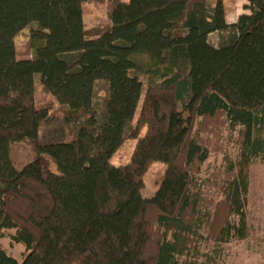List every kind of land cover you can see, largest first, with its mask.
I'll return each instance as SVG.
<instances>
[{
    "label": "trees",
    "instance_id": "16d2710c",
    "mask_svg": "<svg viewBox=\"0 0 264 264\" xmlns=\"http://www.w3.org/2000/svg\"><path fill=\"white\" fill-rule=\"evenodd\" d=\"M88 1L0 0V264H228L254 233L250 172L264 166V0H244L233 24L223 0H107L95 39ZM34 75L62 119L34 104ZM127 140L129 162L112 166ZM27 142L35 157L17 169L9 149ZM153 162L164 180L143 199Z\"/></svg>",
    "mask_w": 264,
    "mask_h": 264
},
{
    "label": "rangeland",
    "instance_id": "374dc122",
    "mask_svg": "<svg viewBox=\"0 0 264 264\" xmlns=\"http://www.w3.org/2000/svg\"><path fill=\"white\" fill-rule=\"evenodd\" d=\"M107 0H89L86 8L87 12L84 18L85 23V38L95 39L101 34L108 32L110 28V22L105 18ZM124 3L130 0H121ZM209 7L214 6L213 0H206ZM223 10L228 24H233L237 17L245 15L244 8L247 4L244 0H223ZM30 27H26L21 30L14 38V47L16 60L23 61L31 58L30 51V38H29ZM220 42V36L214 33L209 37V43L212 46H218ZM142 69L147 68L149 65L146 57L137 59ZM148 77L146 75L139 76V80L142 83V94L141 99L137 105V110L132 119L135 124V119L139 112V107L143 99V93L146 89V81ZM35 93H34V104L45 105L52 103L51 115L57 119H62L64 113L58 110L57 105L51 98V96L44 90L40 84L39 75L33 77ZM108 96L107 84L103 81H99L94 85L93 98L96 105L103 103ZM59 122V121H58ZM57 125V124H56ZM51 130V129H50ZM49 130V131H50ZM48 132V128L41 136ZM143 134V133H142ZM136 140L124 141L123 145L113 153L109 163L112 166H123L127 164L131 158V153L134 148ZM9 160L11 164L20 169L25 164L31 162L35 157L34 146L32 142L14 144L9 149ZM50 161V160H49ZM50 170L56 172V167L53 162L50 161ZM166 166L163 163L153 162L149 165L147 172L143 175V188L141 189V197L143 199H150L156 193L158 188L161 186L164 180V172ZM250 178V193L248 201V220L249 225L254 232L252 236L239 244H232L229 246L227 251L229 255L228 264H264V242L261 239L264 237V166L255 165L251 169ZM3 246L8 245L7 240L2 241ZM21 245H16L15 248L9 249L12 255L18 258L19 251H22Z\"/></svg>",
    "mask_w": 264,
    "mask_h": 264
},
{
    "label": "crops",
    "instance_id": "0c3cea01",
    "mask_svg": "<svg viewBox=\"0 0 264 264\" xmlns=\"http://www.w3.org/2000/svg\"><path fill=\"white\" fill-rule=\"evenodd\" d=\"M226 22H227V19H226ZM227 23H232V22H227Z\"/></svg>",
    "mask_w": 264,
    "mask_h": 264
}]
</instances>
